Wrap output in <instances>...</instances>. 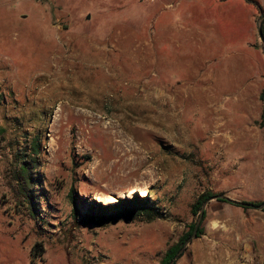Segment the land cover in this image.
Returning a JSON list of instances; mask_svg holds the SVG:
<instances>
[{
	"label": "rangeland",
	"instance_id": "obj_1",
	"mask_svg": "<svg viewBox=\"0 0 264 264\" xmlns=\"http://www.w3.org/2000/svg\"><path fill=\"white\" fill-rule=\"evenodd\" d=\"M225 3L0 0V256L161 264L202 215L203 234L172 264H264V207L211 198L192 214L208 191L264 203V86L221 91L206 74L211 41L238 59L259 39L255 7ZM33 162L28 202L18 176ZM142 190L153 221L85 219L109 196L117 206Z\"/></svg>",
	"mask_w": 264,
	"mask_h": 264
},
{
	"label": "crops",
	"instance_id": "obj_2",
	"mask_svg": "<svg viewBox=\"0 0 264 264\" xmlns=\"http://www.w3.org/2000/svg\"><path fill=\"white\" fill-rule=\"evenodd\" d=\"M217 1H219V3L221 2L220 0ZM225 2L226 0L222 1L219 6L228 5V3ZM251 32L257 33L254 22V11L251 12ZM229 37V40L232 41L237 40L240 36L237 33H232ZM220 42L219 40L211 41V43H209L211 51H207L205 56L209 63L206 74L209 77L220 78L221 84L213 83L214 85L212 86L226 92L236 91L244 94L250 91L256 93L261 92L264 86V53L260 44V38L258 39L256 36V39H249V41L244 44L245 50L238 59L233 56L222 57L221 55H217L215 50L218 48V45H220ZM228 76H230L229 79L225 80L224 77L228 78ZM214 81L216 82V79H214ZM256 98H258V96ZM0 264L12 263L9 258L0 256Z\"/></svg>",
	"mask_w": 264,
	"mask_h": 264
},
{
	"label": "trees",
	"instance_id": "obj_3",
	"mask_svg": "<svg viewBox=\"0 0 264 264\" xmlns=\"http://www.w3.org/2000/svg\"><path fill=\"white\" fill-rule=\"evenodd\" d=\"M225 1V0H220ZM249 1L257 10V13L259 16H264V7L257 1V0H247ZM263 40H264V28L261 26ZM262 51L264 53V41L262 42ZM262 100H263V94H262ZM263 121H264V114H263ZM34 152H36V148L34 147ZM37 166V163L33 162L29 166L28 164H23L20 169V175L18 178H20L19 184V192L22 196L27 198L28 202L31 200L30 192L27 190L32 186V177L29 175V169H33ZM217 195L213 194L212 192L208 191L199 196V198L196 200V202L192 205V214L196 215L200 212L201 207L203 203L215 197ZM72 202H74V198L70 196ZM252 204V203H250ZM253 206H258L259 204H252ZM237 206H243L241 204H237ZM243 209H247V207H242ZM264 210V209H263ZM77 211H75V214ZM137 216H145L146 220L148 222L153 221L157 217V213L154 211V209L149 207V197H143V198H136V200H120L119 205H105L102 206L98 204L96 207L91 206L89 210L86 213L85 219L89 221L90 223H94L97 225L105 224L108 221H116V220H131L134 219ZM205 214H203V217ZM194 229V225H191L189 228V231H187L185 234H183L177 243L170 246L164 253L161 264H170L171 261L177 256L180 249L183 247L187 239L190 237L192 231ZM204 232L203 228L200 227L197 231L196 237H199ZM38 248V252L42 249H40L39 245H36V249ZM34 252V250H33ZM39 254V253H38ZM40 255V254H39Z\"/></svg>",
	"mask_w": 264,
	"mask_h": 264
},
{
	"label": "water",
	"instance_id": "obj_4",
	"mask_svg": "<svg viewBox=\"0 0 264 264\" xmlns=\"http://www.w3.org/2000/svg\"><path fill=\"white\" fill-rule=\"evenodd\" d=\"M263 19H264V16L261 15V16H259V18H258L257 21H256V29H257V33H258V36H259V38H260V40H261L262 42L264 41V40H263V35H262V30H261V23H262V20H263ZM263 109H264V95H263ZM213 198L224 199V200H227V201H229V202H231V203H234V204H241V205H243V206L254 207V206H253L252 204H250V203H240V202H237V201H233V200H231V199H229V198H227V197H225V196H223V195H217V196H215V197H213ZM209 200H210V199L206 200V202L209 201ZM206 202H204V204H203V206H202L201 214H202L203 211H204V206H205ZM257 207H258V208H263V207H264V203L261 204V205H259V206H257ZM201 216H202V215H200V217H199V221H198V223L196 224V226H195V228H194V231H193L192 235L187 239V241L185 242V244H184L183 247L180 249V251H179V253H178L177 255H179V254L183 251V249L186 247V245L192 240V238L196 236V231H197V228H198V225H199V222H200ZM176 257H177V256H176ZM176 257L171 261L170 264H172V263L174 262V260L176 259Z\"/></svg>",
	"mask_w": 264,
	"mask_h": 264
},
{
	"label": "bare ground",
	"instance_id": "obj_5",
	"mask_svg": "<svg viewBox=\"0 0 264 264\" xmlns=\"http://www.w3.org/2000/svg\"><path fill=\"white\" fill-rule=\"evenodd\" d=\"M131 189H133V188H131ZM143 189H145V188H143ZM136 192H138V190L137 189H133V190H130L129 194L133 195ZM140 194H141V196H148V191L147 190H142V192H140ZM105 203L108 204V205H112L113 206V204L116 203V198H113L112 196L111 197L109 196L108 198H106Z\"/></svg>",
	"mask_w": 264,
	"mask_h": 264
}]
</instances>
